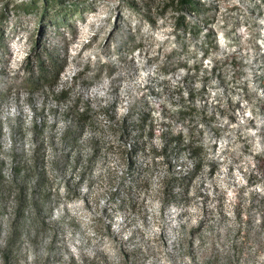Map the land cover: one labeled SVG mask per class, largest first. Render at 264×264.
<instances>
[{"label":"rangeland","instance_id":"rangeland-1","mask_svg":"<svg viewBox=\"0 0 264 264\" xmlns=\"http://www.w3.org/2000/svg\"><path fill=\"white\" fill-rule=\"evenodd\" d=\"M195 1L0 0V264H264V0Z\"/></svg>","mask_w":264,"mask_h":264},{"label":"trees","instance_id":"trees-1","mask_svg":"<svg viewBox=\"0 0 264 264\" xmlns=\"http://www.w3.org/2000/svg\"><path fill=\"white\" fill-rule=\"evenodd\" d=\"M34 3H35V1H34ZM177 4L181 10L188 9L191 13L197 14V15L201 13V10L198 6V2L195 0H177ZM30 6H31L30 4H26L24 6H21V10H25L26 12H28V7H30ZM181 21H182V17H179L178 21H177V25L180 26L183 30H186L188 27ZM190 29H191V32L194 33L195 28L191 27ZM40 76H42L41 70H39V72H38V77H40Z\"/></svg>","mask_w":264,"mask_h":264}]
</instances>
